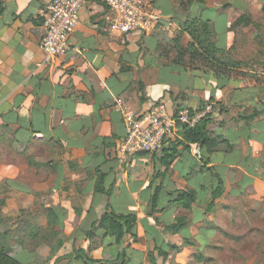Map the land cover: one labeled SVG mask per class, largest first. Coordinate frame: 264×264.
Masks as SVG:
<instances>
[{
	"label": "crops",
	"instance_id": "0c3cea01",
	"mask_svg": "<svg viewBox=\"0 0 264 264\" xmlns=\"http://www.w3.org/2000/svg\"><path fill=\"white\" fill-rule=\"evenodd\" d=\"M51 1L0 0V217L13 230L21 228L18 240L27 238V245L33 243V231L57 233L53 244L44 243L35 254L31 250L18 252L24 264H55L81 245L85 250L86 242L100 233L87 235L111 204L117 181L108 179L136 157L122 163L117 152L126 133L119 101L137 113L159 102L170 112L184 107L196 112L201 105L212 104L215 109L208 128L235 144V151L239 142L257 138L250 137L248 131L245 134L244 127L253 124L238 119L239 113L252 109L249 101L255 103L257 98L243 97L238 86L261 85L209 76L204 70L181 73L161 53V34L169 33L172 40L176 36L189 40L188 35H182L186 19L175 18L172 7L164 8L167 1L177 0H163L158 5L155 0L146 1L160 20L146 33L129 34L125 44L107 31L112 19L108 7L85 4L70 37L69 51L48 66L41 43L47 32L45 11ZM211 5L207 0L201 9L194 2L193 16L202 19L206 10L225 14L222 7ZM218 127L227 129L219 132ZM182 139L179 129L169 146ZM188 152L197 158L206 155L195 147ZM234 152L213 154L208 167L224 168L225 174L244 173L251 180L248 186L257 192L255 185L262 179L226 160ZM263 152L264 145L255 150L254 157ZM99 173L104 174L106 193L102 194L95 191ZM123 177L129 179L127 171ZM214 183L200 180L193 187L204 191ZM187 187L184 183L177 188ZM139 222L138 216L136 228ZM41 255H49L48 261L40 260Z\"/></svg>",
	"mask_w": 264,
	"mask_h": 264
},
{
	"label": "rangeland",
	"instance_id": "374dc122",
	"mask_svg": "<svg viewBox=\"0 0 264 264\" xmlns=\"http://www.w3.org/2000/svg\"><path fill=\"white\" fill-rule=\"evenodd\" d=\"M142 1L146 3L148 0ZM155 1L158 5L163 0ZM194 1H167L168 4L164 8L172 7L177 14L174 17L186 19V23L192 19H199L193 16ZM210 4L222 7L225 14L206 10L199 20L210 22L219 49L224 50L226 54L229 53V57L238 62L239 66L226 75H217L212 67H200L199 70L194 71L202 73L204 70L208 71L209 76L215 74L230 80L239 78L238 83L241 84L258 83L261 86L255 88L244 84L238 87L242 88L243 97L249 99L251 95L256 96L255 103L249 101V108L264 110V0H210ZM205 6L200 8L205 9ZM161 36V53L167 55L168 62H171L175 55L172 52L175 44L168 42L170 40L167 37H171L169 33ZM188 39L184 40V44L190 41V38ZM217 57L222 58L221 55ZM226 58L223 60L227 61ZM180 72L183 73L185 70ZM209 76L208 80L211 79ZM190 112L193 114L194 111L190 110ZM260 118L261 121L257 125L252 123V128L244 127L245 134L248 131L250 137L256 135V140L251 142L246 138L244 143L239 142L238 149L234 153L226 157L228 162L236 163L253 177L262 179V183L255 185L257 192L252 186H248L251 180L244 173L225 174V169L219 168L218 171L228 181L227 183L225 180L224 195L208 210L211 193L201 191L198 203L192 211H187L178 205L168 203V199H172L171 191L183 186L184 183L188 186H195L196 181L200 180L201 183H204V180L212 183L214 172L197 174L198 164L201 165L202 161L196 155L192 157L189 150H184L175 165L163 176H159V171H164V168L160 166L158 155L136 156L122 165V171L117 175H110L108 180L117 181L113 186L111 198L113 210L134 212L139 216V227H134L137 238L134 235L127 237L119 248L110 238L102 240V235L97 233L86 242L84 249L87 254L97 260L111 261L116 260L120 250L124 248L126 264H151L152 256L157 259L158 264H264V166L262 165L264 152L259 157H254L255 150H260V146L264 145V112ZM225 119L228 120V117L225 116ZM226 129L227 127H218L217 131L225 132ZM248 153L251 157H247ZM125 171L129 174L128 180L123 177ZM148 182H154L151 189L145 187ZM161 185L162 194L157 210L153 212L148 200ZM180 214L189 216L192 220L191 224L176 235L164 232L165 225L172 223ZM25 219L32 222L29 217L25 216ZM192 228L193 233H191ZM60 242L64 244V240ZM172 245H177L179 250L172 251ZM159 247L169 252L167 259L162 257ZM48 257L49 255L47 257L41 255L39 258L48 261L46 260ZM59 264L78 263L72 255Z\"/></svg>",
	"mask_w": 264,
	"mask_h": 264
},
{
	"label": "trees",
	"instance_id": "16d2710c",
	"mask_svg": "<svg viewBox=\"0 0 264 264\" xmlns=\"http://www.w3.org/2000/svg\"><path fill=\"white\" fill-rule=\"evenodd\" d=\"M194 2L203 8L207 0H195ZM163 13L167 15V13ZM211 26L210 22H202L199 19H192L187 22V24L183 26L182 35H188L190 41L187 42V44H184L183 36L178 37L176 40H172V43L175 44L174 47H172V52L175 53L172 65L185 71L199 70L200 67H212L217 75H226L231 71H235L233 69L237 68L239 63L231 59L229 53L226 54L224 50L219 49L218 43L215 41L216 34ZM218 55H221L222 58H218ZM225 57H227V61L223 60ZM199 63H201V65H199ZM203 107L204 105H201L199 110L201 111ZM196 112L194 111L193 114ZM263 112L264 110L262 109L254 108L249 110L247 108L242 113L238 114V119L246 125L251 126L253 122L261 117ZM210 121L211 119L208 116L193 127L181 126L180 129L183 134V139L176 142L174 141L171 146L163 150L161 156H158L160 166L164 168V171H159V176H163L174 166L176 161L182 156L184 150H190L195 147L198 148L200 152L206 151V155H200L199 159L202 161V164H198V170L196 173L214 172L213 177L214 181H216V183H214L215 185L213 184L211 189L203 188L204 191L202 190V192L211 193V201L208 210H210L211 206H214L224 195L225 190V179L223 178V174L217 169L208 167L210 164V158L217 152L231 153L236 149L235 144L230 142V140L222 135L215 134L208 128ZM180 148H182V150H180ZM142 155L147 154H138L136 156L140 157ZM154 156L156 155L154 154ZM203 185L204 184H202V187H204ZM153 186L154 182H150L148 189H151ZM162 190L163 186L161 185L148 200V204L151 206L153 212H156L157 210V204L160 200ZM95 191L101 194L106 193V190L104 189V174L99 173ZM200 193V189L193 186H189L186 189L175 188L170 193L172 194V199H170L168 203L178 205L187 211H192L194 206L198 203ZM191 222L192 220L189 216L180 214L174 218L172 223L165 225L163 231L176 235L186 226L191 224ZM137 223V213L116 212L111 207V204L108 203L106 211L99 220L98 225H96V223L93 224L92 231L87 233V235L92 236L99 231L102 235V240L110 238L111 241H114V244L120 248L127 237H133L134 235L135 238H137L134 233V227ZM21 232V228L18 229V231L13 230L9 224L0 217V264H24V262L19 259L18 252L31 250V252L35 254L37 249L44 243L53 244L57 235L54 231H51L50 233L47 231L42 232L41 230L33 231L30 233L33 243L27 245V238L18 240V234ZM26 236L30 237L28 234ZM161 249L159 250L160 254L163 258L167 259L169 252L163 248ZM171 249L172 251L179 250L177 245H172ZM72 255L73 259H75L78 264H126V249L124 248L120 250L117 259L111 261L97 260L89 256L85 250L77 248L74 249L72 254L57 260L55 264H59L61 261ZM151 264H158L157 259L153 256L151 258Z\"/></svg>",
	"mask_w": 264,
	"mask_h": 264
},
{
	"label": "built area",
	"instance_id": "2783aa9c",
	"mask_svg": "<svg viewBox=\"0 0 264 264\" xmlns=\"http://www.w3.org/2000/svg\"><path fill=\"white\" fill-rule=\"evenodd\" d=\"M89 2L108 7L112 19L107 31L110 36L120 37L123 44L129 34L146 33L160 20L159 15L142 0H52L45 11L47 32L41 43L45 64L51 66L67 54L70 37L79 24L80 11ZM117 108L123 113L126 129L124 139L117 145L122 163L138 154L161 156L181 126L193 127L214 112L211 104L194 114L185 107L170 112L163 102L154 104L144 113L129 110L121 101Z\"/></svg>",
	"mask_w": 264,
	"mask_h": 264
}]
</instances>
